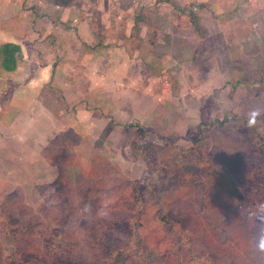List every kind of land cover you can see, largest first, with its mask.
I'll use <instances>...</instances> for the list:
<instances>
[{
  "label": "rangeland",
  "instance_id": "374dc122",
  "mask_svg": "<svg viewBox=\"0 0 264 264\" xmlns=\"http://www.w3.org/2000/svg\"><path fill=\"white\" fill-rule=\"evenodd\" d=\"M138 1L114 0L111 91L34 107L48 164L15 155L0 264H264V0Z\"/></svg>",
  "mask_w": 264,
  "mask_h": 264
},
{
  "label": "crops",
  "instance_id": "0c3cea01",
  "mask_svg": "<svg viewBox=\"0 0 264 264\" xmlns=\"http://www.w3.org/2000/svg\"><path fill=\"white\" fill-rule=\"evenodd\" d=\"M25 1L0 0V49L7 43L21 48V54L16 53L14 70L5 69L0 50V155H6L5 159L0 158V188L19 184L15 164L18 168L21 163L15 155L24 152L26 156L21 160L28 168L48 164L45 155L39 156L45 150L36 145L39 141L36 130L41 125L38 126L40 120L32 114L34 107L39 104L43 111L50 110L54 104L53 92L64 97L65 106L77 108L83 99H93V95L83 93L85 88L95 91L94 96L111 91L110 83H115L116 57L120 56L108 45L115 36L116 18H122L115 12L114 0H97L101 6L102 2L107 3L103 6L101 21L92 16L97 5L85 0H78L75 5L73 0L48 5L44 2L41 10L44 15L32 17L29 14L28 18H22L21 10L27 11L28 5L35 2ZM131 8L132 5L129 10ZM5 10L10 12L6 16ZM134 20L126 23L128 37ZM126 53L131 61V51L125 52L124 57ZM108 100L112 102V98Z\"/></svg>",
  "mask_w": 264,
  "mask_h": 264
},
{
  "label": "trees",
  "instance_id": "16d2710c",
  "mask_svg": "<svg viewBox=\"0 0 264 264\" xmlns=\"http://www.w3.org/2000/svg\"><path fill=\"white\" fill-rule=\"evenodd\" d=\"M0 50L4 55L3 65L5 69L14 70L17 66L16 53L19 52L21 54V48L19 46L7 43L1 46Z\"/></svg>",
  "mask_w": 264,
  "mask_h": 264
}]
</instances>
